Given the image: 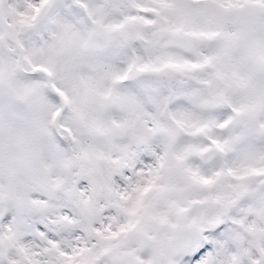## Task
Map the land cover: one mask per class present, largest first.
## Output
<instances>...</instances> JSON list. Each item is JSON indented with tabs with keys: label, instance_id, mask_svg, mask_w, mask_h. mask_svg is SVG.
<instances>
[{
	"label": "snow or ice",
	"instance_id": "1",
	"mask_svg": "<svg viewBox=\"0 0 264 264\" xmlns=\"http://www.w3.org/2000/svg\"><path fill=\"white\" fill-rule=\"evenodd\" d=\"M0 264H264V0H0Z\"/></svg>",
	"mask_w": 264,
	"mask_h": 264
}]
</instances>
